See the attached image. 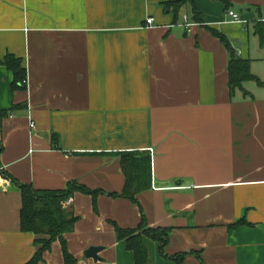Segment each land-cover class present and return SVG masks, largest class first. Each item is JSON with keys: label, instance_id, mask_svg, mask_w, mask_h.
<instances>
[{"label": "crops", "instance_id": "obj_1", "mask_svg": "<svg viewBox=\"0 0 264 264\" xmlns=\"http://www.w3.org/2000/svg\"><path fill=\"white\" fill-rule=\"evenodd\" d=\"M176 1L0 0V60L27 70L15 86L0 63V264L39 248L19 183L78 185L64 202L78 264H135L116 227L143 220L169 229L163 249L143 235L148 264H264V0ZM216 32L256 79L231 89ZM133 158L151 168L136 199L122 194ZM39 264H66L60 240Z\"/></svg>", "mask_w": 264, "mask_h": 264}, {"label": "trees", "instance_id": "obj_2", "mask_svg": "<svg viewBox=\"0 0 264 264\" xmlns=\"http://www.w3.org/2000/svg\"><path fill=\"white\" fill-rule=\"evenodd\" d=\"M186 0H177L176 2H170L167 5L180 6L184 4ZM257 32L260 35L262 42H264V24L259 22L257 24ZM221 40L227 44L231 51V60L228 66V73L230 74L229 84L231 89L242 86L244 81L254 80L257 76L251 73L250 59H243L232 54L234 47L226 38L225 34L216 32ZM1 64L6 65L10 71H13L14 82L13 85L26 83L27 70L22 65L20 58H17L14 54L7 55L4 60H0ZM1 132V127H0ZM1 150V147H0ZM134 154H127V157ZM145 160L137 165L138 158L130 159V168L127 169L128 184L123 191V195L132 199L136 193L148 188L150 185V163ZM5 177L15 180L11 175L4 173ZM22 190L23 207L21 209V228L23 231H33L37 235L36 244L39 246L35 255L32 257L31 262L28 264H39L43 261L44 254L47 250L51 249L52 243L55 240H60L64 245V260L66 264H78L76 258L68 251L65 234L73 231L74 225L77 221V216L73 215L67 208L64 207V202L78 186L73 184L66 190L56 192L53 190H39L32 185H26L19 183ZM85 191L86 188L79 186ZM89 192V191H88ZM97 193L99 191H91ZM90 192V193H91ZM118 229L120 239H124L127 243L129 250L133 251L135 264H148V250L143 242V235L146 234L152 239H156L161 242V247L167 243L169 235V229L162 228H149L143 220L135 229L132 228H120ZM183 255L177 256V264H182Z\"/></svg>", "mask_w": 264, "mask_h": 264}, {"label": "built area", "instance_id": "obj_3", "mask_svg": "<svg viewBox=\"0 0 264 264\" xmlns=\"http://www.w3.org/2000/svg\"><path fill=\"white\" fill-rule=\"evenodd\" d=\"M228 14H230V16H231V18H232V21H234V22H243V23H245L246 21L241 17V15H240V13H236V12H234L233 10H229L228 11ZM260 21H262L263 23H264V16L260 19ZM147 22H148V24L149 25H151L153 22H154V19L152 18V17H149L148 19H147ZM187 26H189L188 24H187ZM31 125H33L34 126V124L32 123Z\"/></svg>", "mask_w": 264, "mask_h": 264}, {"label": "water", "instance_id": "obj_4", "mask_svg": "<svg viewBox=\"0 0 264 264\" xmlns=\"http://www.w3.org/2000/svg\"><path fill=\"white\" fill-rule=\"evenodd\" d=\"M236 46V44H235ZM102 250V247H99V246H92L91 248H89L87 251H86V256L89 257V258H94V259H97V260H100L99 256H98V253Z\"/></svg>", "mask_w": 264, "mask_h": 264}]
</instances>
